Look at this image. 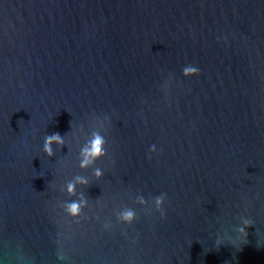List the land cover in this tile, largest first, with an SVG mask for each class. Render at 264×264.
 I'll list each match as a JSON object with an SVG mask.
<instances>
[{
  "label": "water",
  "instance_id": "1",
  "mask_svg": "<svg viewBox=\"0 0 264 264\" xmlns=\"http://www.w3.org/2000/svg\"><path fill=\"white\" fill-rule=\"evenodd\" d=\"M0 264H264V0H0Z\"/></svg>",
  "mask_w": 264,
  "mask_h": 264
},
{
  "label": "clouds",
  "instance_id": "2",
  "mask_svg": "<svg viewBox=\"0 0 264 264\" xmlns=\"http://www.w3.org/2000/svg\"><path fill=\"white\" fill-rule=\"evenodd\" d=\"M52 140H56L57 142H60L61 138H60L59 134H56V133H54L50 137H46V151H48L49 153L51 152L49 145H50ZM101 145H102V138L95 137L90 142L89 146L82 150L83 156H84V159L82 160V166L88 164L92 158H94L95 156L99 155L102 152ZM69 190H71V186H69ZM70 210L71 211L77 210V204L75 202H73L70 205ZM131 215H132L131 212L125 213V216H127V217H130ZM241 231L243 232L244 230L241 229Z\"/></svg>",
  "mask_w": 264,
  "mask_h": 264
}]
</instances>
